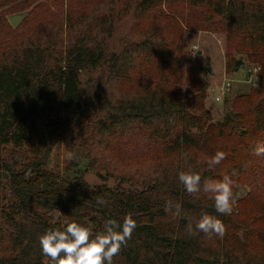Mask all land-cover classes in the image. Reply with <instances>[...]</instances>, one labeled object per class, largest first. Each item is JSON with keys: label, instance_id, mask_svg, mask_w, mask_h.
I'll return each mask as SVG.
<instances>
[{"label": "trees", "instance_id": "1", "mask_svg": "<svg viewBox=\"0 0 264 264\" xmlns=\"http://www.w3.org/2000/svg\"><path fill=\"white\" fill-rule=\"evenodd\" d=\"M57 2L0 0V264H49L39 243L48 229L76 221L95 233L107 219L122 223L129 213L138 226L113 264H264V154H254L264 144V0H141L135 12L151 13L153 22L110 56L102 76L108 90L89 92L81 88L80 71L104 63L102 50L76 44L54 58L46 46L15 41L10 13L29 8L30 16ZM216 19L226 24L229 48L249 51L261 70L257 84L212 120L207 83L186 91L178 84L183 26L209 28ZM242 63L229 54L227 69ZM86 119L111 157L112 143L122 137H159L161 173L143 181L121 173L116 184L92 187L83 174L64 176L50 167L54 146L70 145ZM218 150L226 159L209 169ZM189 170L201 175V185L231 176L237 199L230 215L216 212L209 194L186 192L178 174ZM169 202L181 205L179 215L166 210ZM203 213L224 223L223 238L187 234L188 221Z\"/></svg>", "mask_w": 264, "mask_h": 264}, {"label": "rangeland", "instance_id": "2", "mask_svg": "<svg viewBox=\"0 0 264 264\" xmlns=\"http://www.w3.org/2000/svg\"><path fill=\"white\" fill-rule=\"evenodd\" d=\"M140 1L59 0L52 4L50 10L30 16L28 8L19 25L13 27L16 29L15 41L23 47L33 43L46 46L54 58L76 44L102 50L106 59L104 63L97 67L86 66L80 71L81 88L84 92H89L94 86L108 90V83L102 76L108 72L110 56L138 40L145 32V25L155 18L151 13L135 12ZM173 4L181 8L186 6L178 1ZM22 11L25 10L13 13ZM104 15L109 19L103 22L101 17ZM112 18L114 24L110 27ZM218 22L216 19L209 28L183 26L185 31L181 46L184 53L180 58L181 80L178 84L186 91L198 83H207L205 103L211 109L212 120L221 119L236 95L248 92L257 84L261 70V65L248 56L249 51L240 50L234 44L229 48L226 24ZM229 54L234 59L243 60L239 68L227 69ZM218 95L219 99L216 98ZM86 123L88 125H81L74 131L70 145L63 141L54 146L50 167L64 176L83 174L92 187L104 183L116 184L121 173H136L139 181L161 173L160 164L156 161L163 147L159 137L148 132L122 137L112 143L111 157L102 148L104 140L99 142L97 139L94 121L86 119ZM72 145L76 151L70 148ZM68 152L74 153L77 159L69 161ZM242 191L248 192L249 187H243Z\"/></svg>", "mask_w": 264, "mask_h": 264}, {"label": "clouds", "instance_id": "3", "mask_svg": "<svg viewBox=\"0 0 264 264\" xmlns=\"http://www.w3.org/2000/svg\"><path fill=\"white\" fill-rule=\"evenodd\" d=\"M254 154H264V144H259ZM224 151H216L209 157L207 165L209 169L215 168L226 159ZM69 161L77 159L74 153L68 152ZM232 175H235L233 173ZM180 183L184 185L186 192L195 195L203 191L208 198L214 201L216 212L222 215H230L237 197L234 195V180L229 175H224L220 180H204L201 185V175L194 171H181L178 174ZM175 208V214L179 215L181 205L169 202L166 210ZM63 215L58 209L56 216ZM137 222L129 213L123 217L122 223L116 219H107L102 231L93 232V225H84L76 221L64 222L63 228H50L39 237L41 251L49 260V264H113L114 257L119 255L122 248L132 238ZM189 236L199 233L211 237L216 235L223 238L226 233L224 223L215 216L203 213L199 219L189 220L186 225Z\"/></svg>", "mask_w": 264, "mask_h": 264}, {"label": "water", "instance_id": "4", "mask_svg": "<svg viewBox=\"0 0 264 264\" xmlns=\"http://www.w3.org/2000/svg\"><path fill=\"white\" fill-rule=\"evenodd\" d=\"M27 11L17 12L9 15V20L13 27H17L21 20L26 16Z\"/></svg>", "mask_w": 264, "mask_h": 264}, {"label": "built area", "instance_id": "5", "mask_svg": "<svg viewBox=\"0 0 264 264\" xmlns=\"http://www.w3.org/2000/svg\"><path fill=\"white\" fill-rule=\"evenodd\" d=\"M256 70H258V69L256 68ZM216 98L219 99L220 98V95H218Z\"/></svg>", "mask_w": 264, "mask_h": 264}]
</instances>
